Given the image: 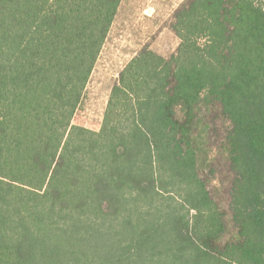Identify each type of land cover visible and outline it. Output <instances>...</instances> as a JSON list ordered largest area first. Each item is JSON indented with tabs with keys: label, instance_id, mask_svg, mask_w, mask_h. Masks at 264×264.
Instances as JSON below:
<instances>
[{
	"label": "trees",
	"instance_id": "trees-1",
	"mask_svg": "<svg viewBox=\"0 0 264 264\" xmlns=\"http://www.w3.org/2000/svg\"><path fill=\"white\" fill-rule=\"evenodd\" d=\"M121 2L0 0V264H264V0H183L175 51L140 49L93 130L74 117Z\"/></svg>",
	"mask_w": 264,
	"mask_h": 264
},
{
	"label": "rangeland",
	"instance_id": "rangeland-1",
	"mask_svg": "<svg viewBox=\"0 0 264 264\" xmlns=\"http://www.w3.org/2000/svg\"><path fill=\"white\" fill-rule=\"evenodd\" d=\"M183 0H122L107 39L97 58L86 85L74 123L97 130L110 90L125 64L143 47L147 46L164 56L173 53L178 38L171 29L174 10ZM198 129L199 157L203 163L201 174L208 175V187L214 191L213 179L226 174L225 157L217 152L220 119L215 109H203ZM203 117V118H202ZM209 128V133L205 130ZM219 150V149H218Z\"/></svg>",
	"mask_w": 264,
	"mask_h": 264
}]
</instances>
